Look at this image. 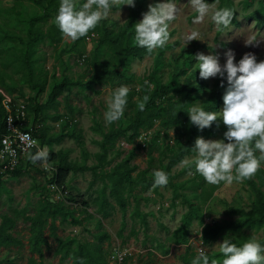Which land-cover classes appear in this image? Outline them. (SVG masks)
Instances as JSON below:
<instances>
[{
  "label": "rangeland",
  "instance_id": "obj_1",
  "mask_svg": "<svg viewBox=\"0 0 264 264\" xmlns=\"http://www.w3.org/2000/svg\"><path fill=\"white\" fill-rule=\"evenodd\" d=\"M44 1L0 0L2 29L8 35L25 38L29 20L42 14L40 5ZM84 2L85 0H76L77 7ZM162 2L174 3L178 9L177 18L170 22L168 43L140 60L131 61L126 71L127 78L112 85L92 78V63L116 67L112 49L98 46L97 32H93L96 36L94 39L87 40L84 37L76 42H68L57 33L55 37H47L35 45L32 77L40 80L46 76L45 91L41 95H37V89L32 88L31 84L23 83V80L28 79L25 75L27 71L19 61L23 46L17 40L5 39L0 42L1 96L5 94L21 102L35 99L36 102L45 103L54 85L64 81L79 84L69 92H63L57 98L56 108L44 110L36 118L35 125L37 134H44V144L40 146L42 153H49L51 150L56 163L65 160L74 166L86 168L68 175L63 192H57L54 186L47 184L53 169L46 171L44 165L49 169L54 167L47 163L41 166L32 162L25 166L23 163L13 174L2 175L0 225L3 216L15 220L14 228L7 230V233L17 242L12 244L1 241L0 264H38L37 255L29 248L31 233L30 223L26 218L37 212L42 194L60 201L61 206L72 212L75 218L85 217V214L78 207L72 206L68 199L81 197L86 201L87 212L91 215L82 226H74L69 220L64 223L57 220L54 231L56 237L50 234L48 227L44 230L48 248L43 246L42 261L47 264H73L71 257L65 260L60 258L62 252H58V249L63 243L69 245V253L80 245L89 243L106 264H182L179 257L185 249L190 248L197 255V245L190 241H199L198 244L205 248L207 254H212L219 252L214 246L229 236V232L223 230L210 244L204 245L201 233L199 235L201 227L213 224L224 226L238 219L237 215L231 213L232 209L249 210L254 195L246 182H234L230 186L207 184L200 175L196 177L193 165L195 153L185 156L173 167L170 177L173 184L185 187L183 190L179 189L178 193L198 205L203 221L192 220L188 227H184L183 216L188 207L182 202V198H176L173 194L169 186L170 179L166 187L153 188V184L148 186V183L153 182L154 170L165 172L167 160L162 153L167 152L169 147H174L177 139L181 143L186 141L190 125L186 113L191 104L200 102L203 107L216 89L217 78H199L195 55H217L220 64L224 65L225 53L231 50L235 53L237 63L249 52L256 56L257 62L264 61V27L257 26V18L252 14L258 10V15L264 16V0H205L213 7L200 23H193L198 13L188 0H146L145 9L148 10L149 4ZM223 8L233 10L234 17L232 25L218 31L211 15L215 10ZM57 12L39 22L36 27L43 33L51 31L55 26L53 20ZM127 17V6H123L120 11L118 7H113L109 17L102 20L98 27L115 30V25H122ZM140 20L142 15L138 22ZM193 31L198 35L188 43L189 34ZM187 79L192 80L193 85L201 83L203 91L185 98H181L179 93H171L169 96L173 95L172 103L164 102L167 111L163 119L178 112L179 122L169 126L164 120L158 119L152 128L140 130L138 138L133 142L120 137L113 147L108 148L105 162L100 164L103 135L111 129L126 128L132 110L135 109L133 104H136V98H143L145 80L152 85L158 80L176 88L181 87ZM121 85L127 86L129 92H134L133 96L129 99L124 116L118 122L106 126V98ZM227 87L228 85L221 88L217 111L223 108V95ZM152 88L147 91L151 92ZM33 119L32 114L28 115L30 128L33 126ZM223 134L204 139L220 140ZM141 139L145 143L144 148L141 146ZM122 142L128 146L122 147ZM136 146L139 148L136 149ZM122 163H126L129 168L135 167L130 172L129 180L119 181L112 174ZM120 198L125 204L124 212L120 208ZM143 220L146 226L143 225ZM242 234L249 238L255 235L258 239H263L264 227L243 230ZM62 249L64 251L65 247ZM119 254L123 256L122 261L117 258Z\"/></svg>",
  "mask_w": 264,
  "mask_h": 264
},
{
  "label": "trees",
  "instance_id": "obj_2",
  "mask_svg": "<svg viewBox=\"0 0 264 264\" xmlns=\"http://www.w3.org/2000/svg\"><path fill=\"white\" fill-rule=\"evenodd\" d=\"M145 1L146 0H135L134 8L127 6V20L122 25L117 23L115 25V30L97 26V28L93 31L97 32L98 34L97 42L99 47L108 46L112 49L116 63V67L92 63V78L96 81L112 85L116 81L125 80L127 78L126 71L131 61L134 59L140 60L144 56L151 54L148 53L146 49L139 48L134 44L135 29L133 25L138 22V19L143 13L148 11L145 9ZM169 1L172 2L178 0ZM59 5L60 0H45L44 3L40 5L42 14L29 20L25 38L18 35H8L0 25V42L5 39L9 41L17 40L19 44L23 46L24 50L21 57L19 58V61L21 63V67L26 69L27 72L25 75L28 78L27 80H23V83L28 82L31 84L32 88L37 89V95H41L45 91L46 76L40 80H34L32 77V55L34 53V47L37 43L42 42L45 38H53L57 33H61L56 26H54L51 31L43 33V31L38 26L36 27V25L39 22L50 18L53 13H56L58 11ZM252 14L255 18H257V26L259 28L264 27V16H259L258 10L254 11ZM221 83L224 84V87L228 85L226 79L222 81L219 77H217L216 89L213 92V95L204 103L203 109L205 111L218 110L220 105V93L222 91V87L220 86ZM73 86H79V84L71 83L70 81H64L60 84L54 85L50 93L47 95L45 103H40L39 101L36 102L35 99L34 101L36 104L33 103L34 101L29 99H27V101H22L26 106L27 114H32L34 117L32 126L33 136L39 140L40 146L44 144V134H37V126L35 125L37 121L36 118H38L39 115H42L44 110L56 108L58 105L57 98L62 95L63 92H69ZM147 90L148 88L143 86V96L148 95L150 97L145 110L141 112L138 110L137 104H133L135 109L132 110V113L128 119L129 123L126 128L119 127L117 129H111L108 133L103 135L101 142L102 154L99 155L101 165L105 162L108 148L113 147L114 143L120 137L126 139L127 142H133L138 138L140 130L152 128L155 120L158 119L164 120V122L169 126L179 122L178 115L175 114L163 119L164 114L167 111V108L164 106V102L167 101L169 104H171L173 100V95L169 96V94L179 93L181 94V98H185L192 93H201L203 91V87L201 83L193 85V82L190 79H187L181 87L176 88L172 87L171 84H164L158 80H155L152 91L148 92ZM133 93L134 92H129L128 102L129 99L132 98ZM2 99L3 96L0 95V135L5 134L6 119V112L4 111L1 103ZM225 131L226 128L223 126L222 122L218 129L216 125L213 124L210 129H205L203 132L199 131L195 126L190 124L189 134L186 141L181 143L180 140L177 139L174 143V147H169L167 152L162 153V156L167 160L165 172L168 174V178L170 179L169 186L172 189L175 197L182 198V202L188 207L187 212L183 216L184 227H188L192 220L203 221V217L199 211L198 205L195 204V202L187 200L184 195L178 193L179 189L183 190L185 187L183 185H176L172 183L170 171L173 167L180 163L185 156H189L194 153L191 148L194 147L197 137L215 138L218 134L224 133ZM138 148L139 146H136V149ZM36 155H38V152H36V150L32 151L26 159H21L18 168L22 166L23 163H25V166L29 165L32 162L31 157ZM43 163L54 166L52 167L53 171L51 172V177L47 180V184L54 186L57 192L64 191L66 179L71 172L78 171L79 169H86L85 167L80 168L74 166L65 160H61L60 162L56 163V157L51 150L49 151V160L47 162L41 160L37 161L35 164L41 166ZM134 170L135 167L129 168L126 163H122L112 171V174L117 176V180L119 181L122 179L129 180L130 172ZM13 172H6L4 174H13ZM4 174H0V178ZM198 176L199 175L197 174L196 177ZM245 182L254 195V200L251 203L249 210L245 211L242 209H232L231 213L237 215L238 219L235 222H230L224 226L217 224L205 225L201 231V241L204 245L210 244L218 237L221 231L225 230L229 232L228 237L232 239V241L236 243L237 246H240L247 239H249V237H246L242 234L243 230L261 229L264 227V169L261 167L254 178L251 180H246ZM151 184H153V182L148 183V186ZM113 185L115 186V181H113ZM43 191H45V188ZM119 201L120 208L122 212H124L125 204L123 199L120 198ZM68 202H70L72 206L78 207L85 214V217L75 218L72 212L61 206L60 201H54L49 196L42 194L40 206L38 207L37 212L33 216L26 218V221L30 223L29 231L31 236L29 240V248L32 253L37 255L39 260L38 264H47L42 261L44 255L43 246L48 248L47 239L44 237V230L47 227L50 231V234L53 237H56L54 231L56 230L55 223L57 220H59L61 223L69 220L74 226H82L88 219L91 218V215L87 212V203L81 197H71L68 199ZM143 225L146 226V222L144 220ZM14 226L15 220L8 216H3L2 223L0 225V244L1 241L12 244L17 242L9 233H7V230L13 229ZM259 241L262 245H264V238L259 239ZM62 247H65L64 251ZM58 252H62L60 257L62 260L71 257L73 264H106L105 261H103L97 255V253L92 250L89 243L80 245L77 249L72 250L71 253H69V245L63 243L58 249ZM208 255L210 260H222L223 258L220 252ZM195 256L196 254L191 252L190 248H187L185 249V252L179 257V259L182 264H191V261Z\"/></svg>",
  "mask_w": 264,
  "mask_h": 264
},
{
  "label": "clouds",
  "instance_id": "obj_3",
  "mask_svg": "<svg viewBox=\"0 0 264 264\" xmlns=\"http://www.w3.org/2000/svg\"><path fill=\"white\" fill-rule=\"evenodd\" d=\"M188 3L198 13L193 23L202 22L213 7L205 0H188ZM123 6L134 8L135 0H85L79 7L76 0H60L53 23L63 39L76 42L87 37L102 20L107 19L113 7H118L120 11ZM177 11L174 3L149 4L148 11L142 14V20L133 25L134 44L146 49L148 53L163 48L170 39V22L177 18ZM233 17V10L223 8L215 10L211 20L216 29L222 31L232 25ZM197 35V32H191L188 43L195 40ZM225 56L224 65L220 64L217 55L197 53L194 57L200 79H226L228 87L223 95L222 110L205 111L203 104L196 102L191 104L186 113L190 124L201 132L210 129L213 124L218 129L221 122L226 128L223 139L205 140L197 137L191 148L196 154L193 159L195 174L213 186L243 183L254 178L261 167H264V61L257 62L256 56L250 52L245 53L238 63L233 51H227ZM144 84L148 88L153 87L148 80ZM220 86L224 87V84L221 83ZM129 91L127 86L121 85L106 98V126L118 122L124 116ZM149 100L148 95H144L142 99L137 97L138 110L143 112ZM41 160L47 162L49 153L31 157L32 163ZM152 176L153 188L167 186L169 178L166 172L154 170ZM201 230L202 227L199 235ZM190 242L197 245V255L191 264H264V245L255 235H251L240 246L226 236L222 243L214 246L222 254V261L210 260L205 248L198 244L199 241Z\"/></svg>",
  "mask_w": 264,
  "mask_h": 264
},
{
  "label": "built area",
  "instance_id": "obj_4",
  "mask_svg": "<svg viewBox=\"0 0 264 264\" xmlns=\"http://www.w3.org/2000/svg\"><path fill=\"white\" fill-rule=\"evenodd\" d=\"M95 33H89L86 39H94ZM84 61V58L82 59ZM2 106L6 112L5 134L0 135V174L13 172L21 162L26 159L34 150L38 154L42 153L38 140L33 136V130L29 127L26 106L21 101H14L10 96L2 94ZM122 147H127L126 143H121ZM142 148L145 143L141 139ZM8 149V151H6ZM44 164V163H43ZM42 164V165H43ZM44 165V170L50 171ZM52 172V171H51ZM119 261L123 260L121 254L117 255Z\"/></svg>",
  "mask_w": 264,
  "mask_h": 264
}]
</instances>
